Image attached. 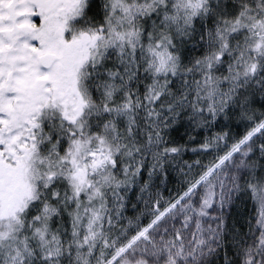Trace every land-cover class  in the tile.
<instances>
[{
	"label": "snow or ice",
	"instance_id": "6c2138e0",
	"mask_svg": "<svg viewBox=\"0 0 264 264\" xmlns=\"http://www.w3.org/2000/svg\"><path fill=\"white\" fill-rule=\"evenodd\" d=\"M0 264H264V0H0Z\"/></svg>",
	"mask_w": 264,
	"mask_h": 264
}]
</instances>
